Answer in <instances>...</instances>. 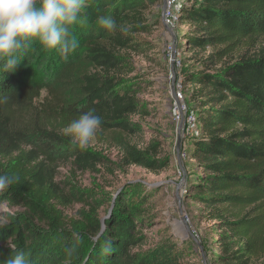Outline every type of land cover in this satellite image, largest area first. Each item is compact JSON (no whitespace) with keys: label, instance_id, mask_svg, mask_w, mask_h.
Here are the masks:
<instances>
[{"label":"trees","instance_id":"obj_1","mask_svg":"<svg viewBox=\"0 0 264 264\" xmlns=\"http://www.w3.org/2000/svg\"><path fill=\"white\" fill-rule=\"evenodd\" d=\"M162 4L89 0L87 20L72 28L79 47L67 59L34 41L15 72L0 71V174L19 178L0 189V204L23 209L0 222V264L18 251L31 264H65L73 244L69 264H184L186 249L172 237L149 244L157 189L128 184L110 196L102 218L101 199L56 183L65 162L81 170L107 162L63 134L64 125L89 110L122 146L126 167L169 168L160 141L140 148L127 140L144 130L134 118L149 114L131 56L151 49L143 38L162 26L150 17ZM100 16L111 17L116 29L100 26ZM179 26L187 28L185 103L193 106L198 129L188 154L197 171L189 174L185 196L213 223L217 252L210 264H264V0H184ZM76 203L83 207L68 219L63 207ZM106 244L110 254L102 252Z\"/></svg>","mask_w":264,"mask_h":264},{"label":"rangeland","instance_id":"obj_2","mask_svg":"<svg viewBox=\"0 0 264 264\" xmlns=\"http://www.w3.org/2000/svg\"><path fill=\"white\" fill-rule=\"evenodd\" d=\"M183 2L181 0L182 5ZM162 8L163 4L153 10L150 16L152 21L160 19L162 22ZM185 31L187 28L179 24L166 30L162 23L152 35L143 38L151 43V49L131 56L136 67L133 75H137L143 83L142 92L138 96L145 103L149 114L143 118H134L143 124L144 130L142 134L127 137V140L140 148L151 140L160 141L163 153L171 158L169 168L153 173L135 166L126 167L122 161L124 151L118 140L99 128L86 148L101 153L107 162L87 170L65 162L57 169L56 183L65 184L66 192L71 187H77L91 193L95 199H101L99 214L102 218L107 216L110 196L121 192L128 184L141 183L151 190L157 189L153 208L158 218L155 226L146 230L149 244L157 243L167 235L186 249L184 264H210L212 254L217 252L216 236H212L210 232L213 223L203 221L198 214V206L189 202L185 196L189 174L197 171L196 164L189 159L188 154L193 149L192 139L198 134V129L186 128V119L189 112L193 111V106L185 103L190 92L182 85L181 77V61L185 57ZM179 95L183 102L178 101ZM40 106L41 104L39 108ZM182 122L184 124L181 127ZM161 157L158 159H162ZM82 207L77 203L63 207L64 215L68 219L76 218ZM21 212L22 208L2 203L0 222H4L8 214Z\"/></svg>","mask_w":264,"mask_h":264},{"label":"clouds","instance_id":"obj_3","mask_svg":"<svg viewBox=\"0 0 264 264\" xmlns=\"http://www.w3.org/2000/svg\"><path fill=\"white\" fill-rule=\"evenodd\" d=\"M89 0H0V71L13 73L22 63L27 48L37 41L45 50H58L64 59L74 52L79 44L72 34L73 26L87 20L86 9ZM97 23L105 29L114 31L115 21L108 16H100ZM121 32L127 28L121 26ZM6 101L8 98L5 96ZM102 119L89 110L73 120L62 131L70 137V142L84 149L88 146ZM18 177L0 174V189L7 188L18 181ZM111 244L102 248L104 254H110ZM67 260L77 253V245L66 248ZM4 264H31L29 254L18 251L9 256Z\"/></svg>","mask_w":264,"mask_h":264},{"label":"built area","instance_id":"obj_4","mask_svg":"<svg viewBox=\"0 0 264 264\" xmlns=\"http://www.w3.org/2000/svg\"><path fill=\"white\" fill-rule=\"evenodd\" d=\"M167 7L164 15V22L170 28H174L179 24V15L182 8L181 0H166ZM179 102H183L182 96L179 95ZM196 117L192 114H188L186 123L188 128L193 130L196 128Z\"/></svg>","mask_w":264,"mask_h":264},{"label":"water","instance_id":"obj_5","mask_svg":"<svg viewBox=\"0 0 264 264\" xmlns=\"http://www.w3.org/2000/svg\"><path fill=\"white\" fill-rule=\"evenodd\" d=\"M163 1V8H162V23L165 27L166 30H169V27L167 25H165V22H164V15H165V11H166V7H167V3H166V0H162ZM184 122H182L181 124V127L183 126ZM180 127V128H181ZM180 189V186H178V190Z\"/></svg>","mask_w":264,"mask_h":264}]
</instances>
